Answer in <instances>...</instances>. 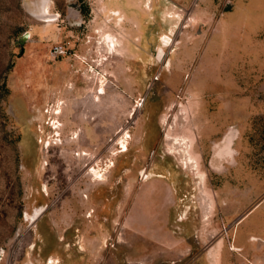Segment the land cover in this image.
<instances>
[{
    "label": "rangeland",
    "instance_id": "obj_1",
    "mask_svg": "<svg viewBox=\"0 0 264 264\" xmlns=\"http://www.w3.org/2000/svg\"><path fill=\"white\" fill-rule=\"evenodd\" d=\"M45 1L0 0V264H264V0Z\"/></svg>",
    "mask_w": 264,
    "mask_h": 264
},
{
    "label": "bare ground",
    "instance_id": "obj_2",
    "mask_svg": "<svg viewBox=\"0 0 264 264\" xmlns=\"http://www.w3.org/2000/svg\"><path fill=\"white\" fill-rule=\"evenodd\" d=\"M45 3V5H44V7H43V10H42V17H43V22H45V23H52L53 21H55L54 20V16L53 15H51V13H50V10H49V3H47V0L44 2ZM108 43V42H107ZM109 48L112 50V53H114V51L116 50V42L114 41V40H112V38L109 36ZM96 73V72H95ZM101 93H103V92H105V90H104V86H103V88H101ZM93 94V93H92ZM105 94V93H104ZM58 113H59V111H58ZM92 114V113H91ZM57 124H59V122H57ZM92 126H94L95 125V120L94 121H92ZM96 127V126H95ZM93 133H94V131H93ZM91 134L92 135V139L91 140H93L94 138H96V136L94 135V134ZM58 134V133H57ZM60 136V135H59ZM126 139L127 138H123V140H124V142L122 143V145H123V148H126V144H125V142H126ZM80 151H81V154H77L80 158H81V160L82 159H84L86 156H87V152L84 150V149H80ZM187 165H188V163H187ZM90 175L94 178V181H97V182H101V181H103L104 180V178H105V174H103L102 173V171L100 170V169H98V168H96V167H93L92 169H91V172H90ZM254 241H256V240H258V239H253ZM235 250H239V249H235ZM52 262V261H51Z\"/></svg>",
    "mask_w": 264,
    "mask_h": 264
},
{
    "label": "water",
    "instance_id": "obj_3",
    "mask_svg": "<svg viewBox=\"0 0 264 264\" xmlns=\"http://www.w3.org/2000/svg\"><path fill=\"white\" fill-rule=\"evenodd\" d=\"M25 38H26V35H24V36L22 37V40L24 41V40H25Z\"/></svg>",
    "mask_w": 264,
    "mask_h": 264
}]
</instances>
